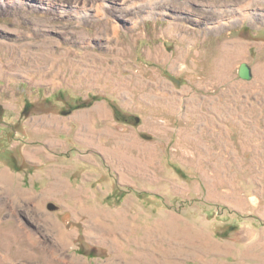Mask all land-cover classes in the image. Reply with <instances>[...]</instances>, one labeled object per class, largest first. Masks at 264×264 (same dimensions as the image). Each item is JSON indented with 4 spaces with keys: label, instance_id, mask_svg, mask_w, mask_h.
<instances>
[{
    "label": "rangeland",
    "instance_id": "374dc122",
    "mask_svg": "<svg viewBox=\"0 0 264 264\" xmlns=\"http://www.w3.org/2000/svg\"><path fill=\"white\" fill-rule=\"evenodd\" d=\"M43 1L0 0V264H264V0Z\"/></svg>",
    "mask_w": 264,
    "mask_h": 264
},
{
    "label": "bare ground",
    "instance_id": "6f19581e",
    "mask_svg": "<svg viewBox=\"0 0 264 264\" xmlns=\"http://www.w3.org/2000/svg\"><path fill=\"white\" fill-rule=\"evenodd\" d=\"M77 6L76 8H69V10H64V5H58L57 9H59V14H62L63 16L69 17L70 19H76L78 21H85L89 17L91 18H102L106 16V19H109L110 13L113 12H119L125 13L130 12L135 15L137 18L141 17H151L153 15H162L163 10L161 9V5L156 0H118L119 3L112 0H76ZM253 0H245V3H242L237 9H232V11L228 13H238L237 18L234 20H231L232 17H226L227 12L224 9H217L218 11V18L217 22L210 26V30L218 29L221 30L222 27H226L230 22H235L238 20L245 21L248 18L251 17L252 13L250 11V3H252ZM63 3V2H62ZM34 7H42L44 10H49L50 7L53 6L54 3L52 2H45L43 0H36V2L31 3ZM57 4V3H55ZM54 4V5H55ZM123 5V6H122ZM66 6V5H65ZM214 13L213 11H211ZM236 15V14H234ZM232 15V16H234ZM77 22V21H76ZM107 22V21H106ZM110 23V22H109ZM113 36H116L118 34L119 27L113 23ZM111 25V24H110ZM112 28V27H111ZM111 35V36H112ZM110 36V37H111ZM184 62V61H183Z\"/></svg>",
    "mask_w": 264,
    "mask_h": 264
},
{
    "label": "trees",
    "instance_id": "16d2710c",
    "mask_svg": "<svg viewBox=\"0 0 264 264\" xmlns=\"http://www.w3.org/2000/svg\"><path fill=\"white\" fill-rule=\"evenodd\" d=\"M96 100H97V98L95 97V98H92V99L87 100L85 102L77 103V104L73 105L71 108H72V110H76L77 108L78 109L89 108L92 105V103ZM28 105H29V103H27V102L23 105L24 107L21 111V115H25L27 108H28ZM0 112H1V105H0ZM113 112H114V116H116L117 111L115 109H113ZM92 253H93V251H90L89 253H85V255L91 257Z\"/></svg>",
    "mask_w": 264,
    "mask_h": 264
},
{
    "label": "water",
    "instance_id": "95a60500",
    "mask_svg": "<svg viewBox=\"0 0 264 264\" xmlns=\"http://www.w3.org/2000/svg\"><path fill=\"white\" fill-rule=\"evenodd\" d=\"M239 65H240V67H239V70H238V76L240 77V79L245 80V81L250 80L251 79L250 77H252L250 67L247 66L246 63H242V64H239ZM170 79L175 81V82H177L175 79H173L171 77H170ZM139 120L140 119L138 117H134L133 118V121H134L133 123L138 124Z\"/></svg>",
    "mask_w": 264,
    "mask_h": 264
},
{
    "label": "flooded vegetation",
    "instance_id": "af4514ba",
    "mask_svg": "<svg viewBox=\"0 0 264 264\" xmlns=\"http://www.w3.org/2000/svg\"><path fill=\"white\" fill-rule=\"evenodd\" d=\"M171 78H172V77H171ZM129 119H130L129 117H126V118L124 119V122H127Z\"/></svg>",
    "mask_w": 264,
    "mask_h": 264
}]
</instances>
